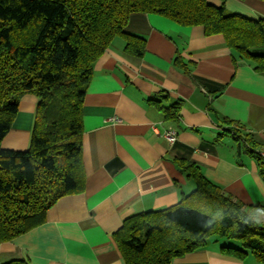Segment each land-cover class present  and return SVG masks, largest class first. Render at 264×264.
I'll use <instances>...</instances> for the list:
<instances>
[{
    "label": "crops",
    "instance_id": "1",
    "mask_svg": "<svg viewBox=\"0 0 264 264\" xmlns=\"http://www.w3.org/2000/svg\"><path fill=\"white\" fill-rule=\"evenodd\" d=\"M208 1L264 19V0ZM125 30L144 39L145 48L141 55L128 53L118 35L92 65L82 104L84 189L60 197L41 224L0 242V264H124L114 237L123 220L174 205L194 190L178 160L195 163L264 220V210L252 207L264 201L255 153L264 151V72L253 60L233 55L222 34L207 35L201 25L136 12ZM154 98L162 104L179 101L178 121L165 120L150 101ZM36 101L31 93L19 98L2 147H28ZM224 119L236 122L251 144L236 142ZM169 127L177 133L173 143L164 137ZM222 246L207 240L170 264H264L252 255L238 258Z\"/></svg>",
    "mask_w": 264,
    "mask_h": 264
},
{
    "label": "trees",
    "instance_id": "2",
    "mask_svg": "<svg viewBox=\"0 0 264 264\" xmlns=\"http://www.w3.org/2000/svg\"><path fill=\"white\" fill-rule=\"evenodd\" d=\"M157 13L180 25H201L207 35L222 34L233 55L255 62L264 72V19L230 12L208 0H0V242L41 224L60 197L85 186L82 159V104L94 61L115 36L125 50L141 55L145 41L126 32L132 13ZM179 63L178 58L175 61ZM36 98L26 149L1 146L18 110L19 98ZM167 98L166 94L162 99ZM167 121L179 118V101L150 99ZM236 142L251 144L237 123L224 119ZM249 149V148H248ZM258 157V156H257ZM195 184L169 207L125 218L114 233L124 264H170L225 238L239 245L222 250L264 263V220L207 179L199 167L176 161ZM264 179V164L258 157ZM264 210V201L253 205ZM4 264H30L12 260Z\"/></svg>",
    "mask_w": 264,
    "mask_h": 264
},
{
    "label": "built area",
    "instance_id": "3",
    "mask_svg": "<svg viewBox=\"0 0 264 264\" xmlns=\"http://www.w3.org/2000/svg\"><path fill=\"white\" fill-rule=\"evenodd\" d=\"M176 134H177L176 130L173 129L172 127H169L164 132V137L166 138L168 142L173 143L176 140ZM255 153H256V156H258L264 164V151L257 150L255 151Z\"/></svg>",
    "mask_w": 264,
    "mask_h": 264
},
{
    "label": "rangeland",
    "instance_id": "4",
    "mask_svg": "<svg viewBox=\"0 0 264 264\" xmlns=\"http://www.w3.org/2000/svg\"><path fill=\"white\" fill-rule=\"evenodd\" d=\"M210 240V239H209ZM214 242H218L221 241L222 245H239V243L235 240H229V239H225V238H218V239H211Z\"/></svg>",
    "mask_w": 264,
    "mask_h": 264
}]
</instances>
